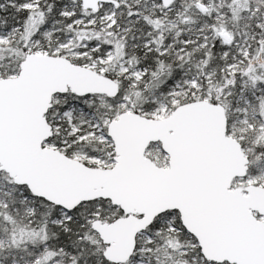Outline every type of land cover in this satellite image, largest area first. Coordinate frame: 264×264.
Segmentation results:
<instances>
[{"label":"snow or ice","instance_id":"snow-or-ice-1","mask_svg":"<svg viewBox=\"0 0 264 264\" xmlns=\"http://www.w3.org/2000/svg\"><path fill=\"white\" fill-rule=\"evenodd\" d=\"M0 264H264V0H0Z\"/></svg>","mask_w":264,"mask_h":264}]
</instances>
